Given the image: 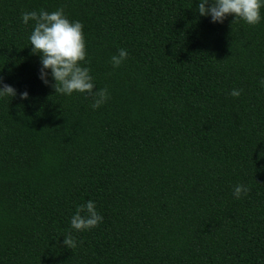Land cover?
<instances>
[{"label":"trees","instance_id":"trees-1","mask_svg":"<svg viewBox=\"0 0 264 264\" xmlns=\"http://www.w3.org/2000/svg\"><path fill=\"white\" fill-rule=\"evenodd\" d=\"M198 3L0 0L17 92L0 99V264H264V19L212 23ZM42 9L83 25L100 107L38 78L21 14ZM88 200L102 222L72 230Z\"/></svg>","mask_w":264,"mask_h":264},{"label":"clouds","instance_id":"clouds-1","mask_svg":"<svg viewBox=\"0 0 264 264\" xmlns=\"http://www.w3.org/2000/svg\"><path fill=\"white\" fill-rule=\"evenodd\" d=\"M200 16L210 17L212 23H223L224 19L232 15L234 21H243L249 26H255L264 19L261 9L264 0H199L196 5ZM24 24L33 22L32 31L28 37L31 53L39 55L40 69L38 78L45 85L54 88L55 93L71 96L74 92L92 96L90 107L94 110L108 99L107 89H97L90 69L84 66L86 60V42L83 35V25L79 21H70L62 9L54 12L40 10L21 14ZM128 56L126 49H118L117 54L110 58L113 68H118ZM49 78L52 83L50 84ZM264 87V78L259 81ZM232 97L241 94L240 89L231 91ZM16 90L0 80V99L15 97ZM21 100H27V91L19 93ZM248 188L236 185L233 196L239 199L246 194ZM103 217L96 209L95 202L88 200L76 207L70 219V228L77 232L87 231L98 226ZM64 245L70 249L76 247V241L71 234L64 236Z\"/></svg>","mask_w":264,"mask_h":264}]
</instances>
